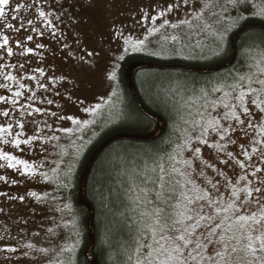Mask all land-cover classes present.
<instances>
[{
  "label": "rangeland",
  "instance_id": "obj_1",
  "mask_svg": "<svg viewBox=\"0 0 264 264\" xmlns=\"http://www.w3.org/2000/svg\"><path fill=\"white\" fill-rule=\"evenodd\" d=\"M18 4L25 7L13 11ZM5 12L0 129L7 131H0V156L13 160L0 159V264H72L80 236L70 187L89 139L122 112L119 62L133 53L215 61L241 19L264 13V0H10ZM253 60L241 82L193 103L182 142L155 188L147 180L135 195L132 181L129 188L125 184L128 209H135L127 217L142 227L135 245L138 263L167 258L153 230L157 240L174 238L199 220L193 243L182 248L188 264H213L201 256L220 260L216 252L224 253L226 264H264V252L254 257L248 248L251 243L258 250L264 240V56ZM142 71L136 76L140 92L149 83L150 92L166 88L154 87L152 79L146 83L148 73ZM121 170L110 171L119 182L131 172L126 165ZM197 237L204 245L198 252Z\"/></svg>",
  "mask_w": 264,
  "mask_h": 264
},
{
  "label": "trees",
  "instance_id": "obj_2",
  "mask_svg": "<svg viewBox=\"0 0 264 264\" xmlns=\"http://www.w3.org/2000/svg\"><path fill=\"white\" fill-rule=\"evenodd\" d=\"M215 54L221 56L200 62L133 53L119 62L117 85L125 99L122 112L115 121L99 126L89 139L70 187L69 200L80 236L72 264H140L135 245L142 227L127 217L135 209H128L132 206L126 203L124 186L129 188L132 181L135 195L137 186L147 180L150 187H156L160 172L169 169L182 142L193 103L241 82L240 76L243 79L253 66V59L264 56V15L249 14L241 19ZM142 70L148 73L146 83L152 79L154 87L166 88L150 92L149 83L140 92L142 85L136 76ZM123 165L131 172L121 174L119 182L110 171L113 166L124 171Z\"/></svg>",
  "mask_w": 264,
  "mask_h": 264
},
{
  "label": "snow or ice",
  "instance_id": "obj_3",
  "mask_svg": "<svg viewBox=\"0 0 264 264\" xmlns=\"http://www.w3.org/2000/svg\"><path fill=\"white\" fill-rule=\"evenodd\" d=\"M240 2H243V0H240ZM9 3H10V0H0V18H3V17H5L7 15V13L5 12V8L9 5ZM23 7H25V5L18 4L16 6V8L13 9V11L18 12ZM262 14H264V13H262ZM40 15L43 16L44 13L41 12ZM11 19L16 20L17 16L13 15L11 17ZM29 23H30V21H29ZM7 27L11 28L12 25L8 24ZM53 35H55V33H53ZM27 39L31 40L32 37L28 36ZM7 44H8V39L5 38L4 39V45H7ZM37 47H41V45H37ZM9 55H11V50H9ZM88 55L91 56V55H93V53H88ZM109 78L111 79L112 77L110 76ZM260 83L264 84V81H261ZM15 95L19 96L20 93L17 92V93H15ZM244 95H245V93L241 92L238 98L241 101H243ZM253 103H255V101H253ZM242 111L246 115L249 114V110L247 108H243L242 107ZM5 115H7V113H5ZM233 115L235 116V113H233ZM236 119L239 120V117H236ZM0 131H5L6 132L7 129H0ZM16 143H17V145H19V141H16ZM196 152L198 153L199 149H196ZM229 155H231V153H229ZM0 159L12 161L13 157H11V156H0ZM16 163L24 164L23 161H16ZM12 166L13 165L10 163L9 167H12ZM24 167H25V169H28L30 166L25 164ZM0 179H3V177H0ZM241 179H243V177H241ZM254 191L259 193L261 191V189L260 188H256V189H254ZM233 195L234 196L237 195V192H236L235 189L233 190ZM246 195L251 196L252 195V190H247L246 191ZM229 207H232V205L230 204ZM159 212H160V210H157V216L158 217H159ZM181 215H183V214H181ZM187 219L191 220L192 217L188 216ZM200 219L202 220V219H204V217L201 216ZM239 219L241 221H247L248 219H254V217L240 216ZM176 222L178 223L180 221H176ZM198 226H199V220L195 224L189 225L188 227H186L182 234L177 235L174 238H170L168 236H163L162 235L159 240L156 239V233H155V230H153V240H154V242L160 245V251L161 252H165L167 254V258L165 260H161L160 264H188V261L184 258L182 248L186 249V248L189 247L190 244L193 243V241L190 239V237L193 236V234L195 233L196 228ZM189 228H191V231H189ZM211 235H215V230L214 229L212 230ZM257 239H260V238L258 237ZM249 240L251 241L252 237H249ZM161 241H164V243H161ZM222 241H223V237L220 238V242H222ZM208 242L212 243L213 241L209 240ZM195 244H196V247H195V249H193V251H197L198 252L199 249L204 247V245L200 241L199 237H197V239L195 241ZM29 247H31V245H29ZM148 247L151 248V245H148ZM248 248L250 249V251L252 252L253 256L255 257V253L257 251L264 252V240H261V245H260V248L258 250L256 248H254L251 243L248 245ZM193 251H189L188 252V256L191 257L193 261H195L196 260V256H193ZM233 251H235L234 248H233ZM215 256L220 257V260H216L214 256H208V257L201 256V260L208 259L209 261H213V264H222V262H223V264H226L225 256H224L223 252H216Z\"/></svg>",
  "mask_w": 264,
  "mask_h": 264
}]
</instances>
